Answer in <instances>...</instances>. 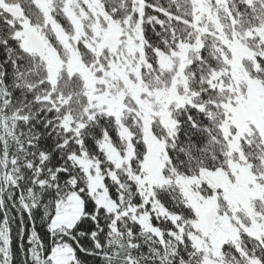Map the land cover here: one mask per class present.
<instances>
[{"label":"snow or ice","instance_id":"snow-or-ice-1","mask_svg":"<svg viewBox=\"0 0 264 264\" xmlns=\"http://www.w3.org/2000/svg\"><path fill=\"white\" fill-rule=\"evenodd\" d=\"M0 264H264V0H0Z\"/></svg>","mask_w":264,"mask_h":264}]
</instances>
